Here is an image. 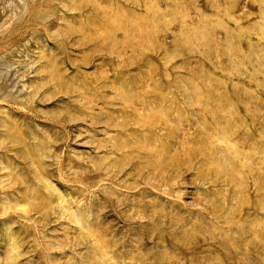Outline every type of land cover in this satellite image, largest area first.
<instances>
[{
    "label": "rangeland",
    "instance_id": "rangeland-1",
    "mask_svg": "<svg viewBox=\"0 0 264 264\" xmlns=\"http://www.w3.org/2000/svg\"><path fill=\"white\" fill-rule=\"evenodd\" d=\"M0 264H264V0H0Z\"/></svg>",
    "mask_w": 264,
    "mask_h": 264
}]
</instances>
